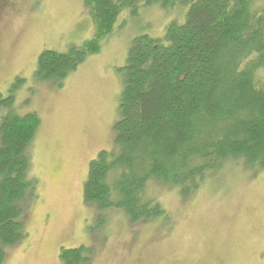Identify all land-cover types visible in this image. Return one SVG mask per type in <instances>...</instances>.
<instances>
[{"label":"rangeland","instance_id":"obj_1","mask_svg":"<svg viewBox=\"0 0 264 264\" xmlns=\"http://www.w3.org/2000/svg\"><path fill=\"white\" fill-rule=\"evenodd\" d=\"M136 1L121 11L98 53L54 83L34 78L38 57L93 39L89 7L84 0H0L1 101L19 77L14 108L40 119L29 170L36 196L25 216L27 235L7 249V264H60L62 249L80 246L92 249L91 264H264V170L252 176L228 161L187 195L152 182L145 196L166 216L138 225L121 211L107 212L101 225L84 203L90 161L114 144L132 41L163 37L170 21L184 22L188 9ZM5 110L0 105V118Z\"/></svg>","mask_w":264,"mask_h":264},{"label":"trees","instance_id":"obj_2","mask_svg":"<svg viewBox=\"0 0 264 264\" xmlns=\"http://www.w3.org/2000/svg\"><path fill=\"white\" fill-rule=\"evenodd\" d=\"M95 35L65 52L43 51L34 78L59 83L87 55L98 53L119 14L136 0H84ZM163 8L188 6L184 22L173 20L161 38H135L123 67L119 118L111 150L88 165L84 203L98 223L121 211L131 225L166 216L145 196L159 183L187 195L228 161L252 176L264 170V7L257 0H146ZM181 7V6H180ZM0 105V264L26 237L25 216L35 198L31 149L40 119L20 114L14 95ZM60 264H91L90 247L62 249Z\"/></svg>","mask_w":264,"mask_h":264},{"label":"flooded vegetation","instance_id":"obj_3","mask_svg":"<svg viewBox=\"0 0 264 264\" xmlns=\"http://www.w3.org/2000/svg\"><path fill=\"white\" fill-rule=\"evenodd\" d=\"M2 4H3V6H4V5H5V2H3Z\"/></svg>","mask_w":264,"mask_h":264}]
</instances>
